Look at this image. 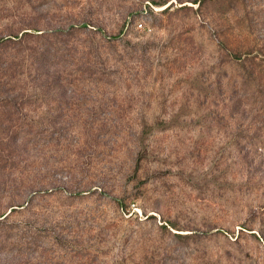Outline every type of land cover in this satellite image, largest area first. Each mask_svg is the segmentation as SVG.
I'll return each mask as SVG.
<instances>
[{
    "label": "rangeland",
    "instance_id": "1",
    "mask_svg": "<svg viewBox=\"0 0 264 264\" xmlns=\"http://www.w3.org/2000/svg\"><path fill=\"white\" fill-rule=\"evenodd\" d=\"M0 264H264V0H0Z\"/></svg>",
    "mask_w": 264,
    "mask_h": 264
}]
</instances>
